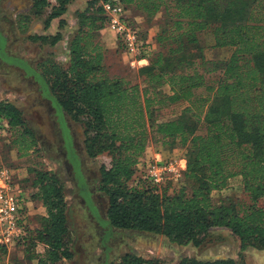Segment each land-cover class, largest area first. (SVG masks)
I'll return each mask as SVG.
<instances>
[{"label":"trees","instance_id":"1","mask_svg":"<svg viewBox=\"0 0 264 264\" xmlns=\"http://www.w3.org/2000/svg\"><path fill=\"white\" fill-rule=\"evenodd\" d=\"M33 1L36 14L51 9L49 26L55 18L63 22L75 0ZM105 1L89 0L78 13L68 64L48 58L34 74L57 109L68 159L85 198L89 192L66 116L82 124L88 157L110 158L100 169L107 219L97 216L108 226L107 237L118 228L201 246L213 229L226 228L238 237L242 250H264V0H120L132 20L145 18L138 26L151 53L148 64L138 68L142 83L109 74L104 46L96 40V32L107 22ZM158 15V23L151 24ZM205 32L213 34L215 47L233 48L229 58L207 57L200 37ZM201 88L206 95H196ZM182 101L189 104L175 118L156 115L157 107ZM0 117L8 119L9 144L21 155L37 146L35 132L14 102L0 100ZM201 122L205 133H198ZM151 130L164 144L186 150L187 166L177 185L167 182L161 189L163 185L144 179L142 170L137 175ZM29 172L30 182L23 187L33 190L32 198L43 204L46 214L40 226L30 229L23 259L15 258L12 264H65L73 252L67 240L64 186L50 170L30 167ZM236 176H241L249 199L215 200L213 192L226 188ZM8 251L0 245V264H11ZM115 264L168 263L128 253ZM173 264L241 263L234 258L186 257Z\"/></svg>","mask_w":264,"mask_h":264},{"label":"rangeland","instance_id":"2","mask_svg":"<svg viewBox=\"0 0 264 264\" xmlns=\"http://www.w3.org/2000/svg\"><path fill=\"white\" fill-rule=\"evenodd\" d=\"M88 1L75 0L62 16L63 22L57 20L47 26L46 18L50 8L42 14H36L33 0H0V100L12 101L22 110L23 118L35 132L38 141L37 146L28 154L21 155L15 147L10 146L9 132L6 143L0 144V166L15 169L19 174L21 186L30 182V167L50 170L62 181L67 203V240L73 252V257L65 260V264H115L128 253L160 259L168 264L186 257L202 260L234 258L241 264H264V250L252 247L242 250L238 237L226 228L213 229L201 246L179 245L163 235L118 228H113L107 237L108 226H103L97 216L107 219L108 197L100 190V169L102 165H109L110 158L107 154L96 158L88 157L82 124L66 116L72 143L80 161L85 189L89 192V196L85 198L81 194L80 180L68 159L57 109L53 102L45 97L34 74L41 71V63L48 58H53L63 65L68 64V44L71 35L77 30L76 18L80 11L86 9ZM136 19L139 22L145 18ZM159 19L160 15L150 22L154 25ZM156 29L155 27L153 30ZM58 34L61 37L55 38ZM200 37L202 44L208 49L206 55L209 57H227L233 52V48L227 47L214 53L216 50L213 49L215 46L211 32H205ZM96 40L104 46L105 65L111 77H125L142 83L138 73L139 67L129 64L125 52L114 42L106 29L96 32ZM206 94L203 88L196 90L198 96ZM188 104L187 101H182L157 107L159 110L156 115L160 119H173ZM205 132V123H199L198 133ZM156 153H161L167 159L186 158L184 147L179 144H164L161 136L151 130L147 150L140 157L138 164L139 177L144 164L153 160ZM163 187L165 188L163 185L161 189ZM225 196L237 202L249 199L241 176L231 178L226 188L213 192L215 200ZM32 211L34 213L30 215L29 223L31 227L36 228L40 226V218L46 214V210L41 202H35ZM8 250L6 260L11 264L15 258L21 260L25 255L21 247H11ZM38 251L42 252V245L38 246Z\"/></svg>","mask_w":264,"mask_h":264},{"label":"built area","instance_id":"3","mask_svg":"<svg viewBox=\"0 0 264 264\" xmlns=\"http://www.w3.org/2000/svg\"><path fill=\"white\" fill-rule=\"evenodd\" d=\"M107 17L105 29L113 34L115 42L123 49L129 64L141 67L148 64L151 49L143 38L138 21L131 19L129 10L120 0L103 3ZM9 121L0 117V142L9 134ZM187 166L185 157L167 159L156 153L153 160L147 161L142 168L143 178L161 187L167 182L179 184ZM16 171L0 166V245L24 248L30 229L28 191L20 185Z\"/></svg>","mask_w":264,"mask_h":264},{"label":"crops","instance_id":"4","mask_svg":"<svg viewBox=\"0 0 264 264\" xmlns=\"http://www.w3.org/2000/svg\"><path fill=\"white\" fill-rule=\"evenodd\" d=\"M72 4V3H71ZM70 4V5H71ZM57 20H61V18H55V19H53L52 20V22L54 23V22H57ZM142 21V20H141ZM109 32V31H108ZM110 33V32H109ZM110 35H111V37H112V39L114 40V37H113V34L112 33H110ZM114 42H115V40H114ZM213 45H214V43H213ZM224 48H227V47H215V48H213L214 50H216V51H214V53L215 52H218V51H220L221 49H224ZM228 48H231V47H228ZM208 49H206V54H208V51H207ZM207 57L208 58H210V59H226V58H229L230 56H227V57H218V56H215L214 58L213 57H209L208 55H207ZM15 170V169H14ZM16 171V170H15ZM16 173H17V171H16ZM19 177V174L17 175V178ZM24 191H28V193H29V196L32 194V189L31 188H29V187H24ZM35 202H40V201H38V200H34L33 198H32V196H31V198L28 200V206H29V214L30 215H32L34 212L32 211V209H33V207H34V203Z\"/></svg>","mask_w":264,"mask_h":264},{"label":"flooded vegetation","instance_id":"5","mask_svg":"<svg viewBox=\"0 0 264 264\" xmlns=\"http://www.w3.org/2000/svg\"><path fill=\"white\" fill-rule=\"evenodd\" d=\"M1 48V47H0Z\"/></svg>","mask_w":264,"mask_h":264}]
</instances>
